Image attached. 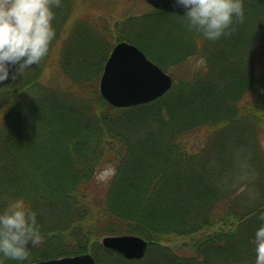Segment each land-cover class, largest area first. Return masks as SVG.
<instances>
[{
	"label": "trees",
	"instance_id": "1",
	"mask_svg": "<svg viewBox=\"0 0 264 264\" xmlns=\"http://www.w3.org/2000/svg\"><path fill=\"white\" fill-rule=\"evenodd\" d=\"M243 10L219 39L196 32L191 50L158 60L182 71L147 104L110 105L99 60L74 68L70 45L26 82L0 89V212L23 198L44 236L29 244L28 260L4 264L87 252L98 264H255L252 239L264 224V0H243ZM87 51L94 59L97 50ZM190 137L203 140L196 152ZM107 166L115 174L104 185ZM125 234L149 241L143 260L99 242Z\"/></svg>",
	"mask_w": 264,
	"mask_h": 264
},
{
	"label": "clouds",
	"instance_id": "2",
	"mask_svg": "<svg viewBox=\"0 0 264 264\" xmlns=\"http://www.w3.org/2000/svg\"><path fill=\"white\" fill-rule=\"evenodd\" d=\"M185 9L189 30L202 33L214 41L226 34L234 18H244L243 0H173ZM62 0H0V82L14 80L22 70L39 65L48 55L56 36L53 24L55 8ZM16 66V72H11ZM264 221V212L259 217ZM44 243L37 213L23 198L9 202L0 212V264L6 259L26 261L30 247ZM255 245V264H264V224L252 239Z\"/></svg>",
	"mask_w": 264,
	"mask_h": 264
},
{
	"label": "rangeland",
	"instance_id": "3",
	"mask_svg": "<svg viewBox=\"0 0 264 264\" xmlns=\"http://www.w3.org/2000/svg\"><path fill=\"white\" fill-rule=\"evenodd\" d=\"M54 11L55 19L53 20V24L56 30V36L46 56V67H48L50 64L49 61L52 58L55 60L61 58L62 50L66 52L68 50L67 46L70 45L75 58L73 61L74 68L79 69L84 64L90 65L91 62L94 63L99 60L96 71L99 77V91L100 81L108 59L106 55H110L113 46L119 43L120 39L124 42H132L136 45L140 44L144 48L141 49L146 54H149L147 57H150L149 59L152 62L160 66L173 78L181 75L179 73L182 71L180 70L182 67L179 65L162 66L160 64L162 62L158 60L170 58V60L175 61L173 58L179 57L175 55H178L180 52L183 53V46L187 44L191 50L190 40H192V36L196 33L195 30L188 29L186 19L174 18L171 13H166L167 15L155 14V10L145 0H67L63 1L62 6L55 8ZM153 16H158V19L154 20ZM85 27L90 28V30L87 29L85 31ZM202 40H206L207 42L205 37H202ZM199 44L201 45L202 42ZM87 48L94 49V51L97 50L94 53V59H92V53L90 54L89 51L87 53L84 52ZM96 56L99 57L96 58ZM43 60L39 65H33L31 68L19 72L17 78L20 83L37 70L40 71L44 68L45 61ZM186 144H188L190 151L196 152L203 146V140L199 137H190V139L186 140ZM262 146L264 149V138ZM114 174L115 168L113 166H107L99 174L98 181L107 185ZM102 240L103 238L99 242L102 248L105 249L102 245ZM83 254H91L98 264V258L94 253L87 252ZM45 260L49 259L38 260L30 264Z\"/></svg>",
	"mask_w": 264,
	"mask_h": 264
},
{
	"label": "water",
	"instance_id": "4",
	"mask_svg": "<svg viewBox=\"0 0 264 264\" xmlns=\"http://www.w3.org/2000/svg\"><path fill=\"white\" fill-rule=\"evenodd\" d=\"M154 8L183 14L185 9L174 5L173 0H146ZM11 72H16L13 66ZM15 81L0 82V89ZM174 80L160 66L152 62L136 45L118 43L105 65L100 81L102 97L117 108H130L153 102L173 87ZM107 250L122 254L128 260L145 258L149 242L137 235H110L102 240ZM33 264H97L91 254H80L61 259H49Z\"/></svg>",
	"mask_w": 264,
	"mask_h": 264
},
{
	"label": "flooded vegetation",
	"instance_id": "5",
	"mask_svg": "<svg viewBox=\"0 0 264 264\" xmlns=\"http://www.w3.org/2000/svg\"><path fill=\"white\" fill-rule=\"evenodd\" d=\"M154 9V8H153ZM156 11V10H155ZM159 13H163V12H161V11H159ZM167 13V12H166ZM171 15L174 17V18H178V19H186L181 13H171ZM147 17H149V16H147ZM158 16H153V18H157ZM79 26H80V24H79ZM82 27V26H81ZM90 30V28H86L85 27V31L86 30ZM81 30H83V29H81ZM103 40H104V38H102Z\"/></svg>",
	"mask_w": 264,
	"mask_h": 264
}]
</instances>
